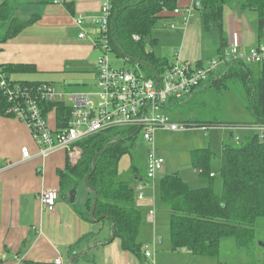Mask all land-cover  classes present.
<instances>
[{
    "label": "trees",
    "instance_id": "16d2710c",
    "mask_svg": "<svg viewBox=\"0 0 264 264\" xmlns=\"http://www.w3.org/2000/svg\"><path fill=\"white\" fill-rule=\"evenodd\" d=\"M51 1L61 2L46 0ZM109 1L111 16L108 34L112 53L127 62L139 63L141 68H146L148 77H151L153 72L161 74L170 68L172 63L167 58L155 56L146 46L149 44L150 49L157 46V40L153 39L151 34L159 21L173 19L172 12L178 7L180 0ZM64 4L71 9V5ZM229 4L255 15L256 34L258 39L262 38L264 0H193V12L201 19L205 32L218 33L220 44L223 46L226 40L222 30L223 9ZM13 12V3H0V44L11 41L40 18L38 15H32L26 20H20L13 16ZM166 29L177 32L176 29L170 28V24ZM93 30L95 31L94 28L91 31ZM82 31L86 34L84 39L92 37L85 28L80 29V33ZM100 36L101 34L96 33L95 40ZM134 36H138L139 40H134ZM35 72L36 68L30 65H0V74L12 84L40 85L41 82L16 81L11 78L13 75ZM232 79L238 80L244 88L246 108L252 119L251 126L264 125V65L254 69L243 63H227L223 72L217 71L215 77L195 90L188 99L184 102H172L170 107L175 104H187L210 88L216 91L228 90L225 83ZM9 105L7 96L0 88V116L14 119L6 114ZM52 108L56 111L57 129L66 128L69 121L66 105L62 102L45 106L46 111ZM219 124L218 122L217 125ZM138 134L137 130L111 129L77 143L76 146L81 150L80 159L74 166L69 163L66 165V171L60 175V189L63 192L70 191L83 183L88 194L93 196L85 204L84 218L91 220L90 210L96 196V221L93 222H109L112 234L106 242L118 239L122 250L140 257L141 245L137 242V236L140 232L141 217L140 212L131 205L134 201V190L118 180L119 162L129 153L131 143ZM210 155L207 148L191 152L194 169L201 170L199 176L209 177L211 174ZM220 176L221 195L216 194L212 186L191 189L178 172L160 179V200L169 207L171 213L170 242L174 251L187 248L193 256L218 257L220 240L224 237H233L239 247L253 246L256 220L264 217V139H259L256 133L237 145L230 142L224 144L221 150ZM101 216L105 218L100 219ZM91 238L92 236H86L71 246L70 256L79 255L84 258L86 252L80 255L79 252H74V249L88 244ZM20 264L53 263L23 261Z\"/></svg>",
    "mask_w": 264,
    "mask_h": 264
},
{
    "label": "crops",
    "instance_id": "0c3cea01",
    "mask_svg": "<svg viewBox=\"0 0 264 264\" xmlns=\"http://www.w3.org/2000/svg\"><path fill=\"white\" fill-rule=\"evenodd\" d=\"M104 1L106 0H61L60 3H55L46 0H0V3H13V16L18 19H23L19 16L27 11L30 13L28 18L32 15L40 16L37 22L14 39L0 44V65H30L36 68L35 73L11 76L17 77L16 81L50 83L38 79L64 76L73 78L74 83L60 89L50 84L57 90L66 92L93 90L96 60L99 56L93 46L96 35L91 33V26L85 25V30L92 37L79 39L80 28L75 25V20L79 15H96ZM191 2L192 0H180L178 5L189 6ZM64 3L71 5V9ZM178 19L175 17L170 20L176 23L175 29L180 33L171 36V46L174 47L171 50L173 59L169 60L171 63L175 60L190 65L204 64L218 57L231 45H235L240 53L253 47H264V34L260 39L256 34L255 15L236 5L229 4L223 9L222 30L226 39L223 46L217 32L204 31L197 14H194L185 27H181ZM166 22L169 24V21ZM160 42H163L162 36ZM223 70L224 68L219 69L221 72ZM34 74L37 81L22 79V75ZM87 76L94 80L92 89L84 84ZM78 81H82V84L75 83ZM47 112L49 126L57 129L55 109ZM23 148L30 153L26 160L21 158ZM38 151L39 148L22 122L0 116V264H20L23 261L56 264L58 260L61 264H143L141 258L151 260L154 264L153 255L145 258L143 253L137 259L122 250L119 240L106 242L111 238V227L108 237L99 236L97 223L86 220L83 215L87 200L93 196L87 193L86 200L82 198L78 201L76 194L74 202L71 203L70 192L73 190L61 191L60 175L66 171L68 163L74 166L79 161L81 150L78 147L71 155L56 150L45 158L40 157ZM146 160L147 154L145 170ZM118 177L126 184L128 182L124 179H133L132 186L128 184L134 190V201L131 205L140 212L141 222L144 224L146 221L152 226L155 250L161 244V238L156 237L159 228L154 217L162 203L159 186L156 192L154 183L143 177L138 167L132 164L127 172L119 171ZM138 182L144 185L141 200L137 199L138 191L135 186ZM50 189L57 190L59 198L54 209L46 211L41 207L39 194ZM150 211H153L152 221L148 219ZM86 236H92L88 244L74 249L80 255L86 252L85 257L70 256V247Z\"/></svg>",
    "mask_w": 264,
    "mask_h": 264
},
{
    "label": "built area",
    "instance_id": "2783aa9c",
    "mask_svg": "<svg viewBox=\"0 0 264 264\" xmlns=\"http://www.w3.org/2000/svg\"><path fill=\"white\" fill-rule=\"evenodd\" d=\"M110 16L111 3L106 0L101 5L99 14L79 15L75 20V25L81 30L88 25L101 34L99 39L93 41L94 48L99 52L93 90L66 92L57 90L50 83L32 86L12 84L0 74V88L10 102L6 114L27 127L39 148L38 155L42 158L56 150L71 155L77 143L106 130H137L148 146L145 178L154 181L164 164L163 159L153 151L155 132H176L186 128L185 124L173 122L165 110L170 108L172 102H184L188 99L195 90L215 77L220 68L226 67L227 63L264 65V47H253L240 53L235 45H231L207 63L190 65L174 60L163 73L153 72L148 77L144 71H139V63H135L138 68L135 70L112 66L109 58L112 48L108 34ZM172 16L179 18L181 27L188 25L194 16L193 0L189 6L178 5ZM169 24L171 29L177 28L175 22L169 21ZM78 37L84 39L85 32L82 31ZM133 39L137 41L139 37L134 36ZM176 54L177 52L174 53ZM121 60L127 63L125 59ZM62 102L69 111V121L66 128L53 129L48 124L45 106ZM252 128L259 139H264V125H253ZM234 143L237 145L239 141L235 140ZM29 157V151L21 149V158L26 160ZM135 187L138 191L137 199L141 200L144 185L138 182ZM58 198L59 192L55 189L43 190L39 194L41 207L46 211L54 209ZM152 215L153 211H150V221ZM144 256L151 258L152 253L146 251ZM56 264H61V261L58 260Z\"/></svg>",
    "mask_w": 264,
    "mask_h": 264
},
{
    "label": "rangeland",
    "instance_id": "374dc122",
    "mask_svg": "<svg viewBox=\"0 0 264 264\" xmlns=\"http://www.w3.org/2000/svg\"><path fill=\"white\" fill-rule=\"evenodd\" d=\"M29 14L27 11L20 15L19 17L23 18L20 20L28 18ZM167 24L168 22L164 20L157 23L156 29L151 34L152 38L157 40V46L150 49L148 44L146 47L152 50L155 56L170 60L172 58L171 50L174 49L171 46V36L179 35L180 33L170 32L166 29ZM96 33L97 31H92L93 35H96ZM161 36L163 42H160ZM109 58L114 68L138 69L135 63H124L114 53H111ZM139 71L145 72L146 68H140ZM23 78L36 81L38 79L35 74L22 75ZM12 79L17 80V77H12ZM38 80L50 82L57 89L68 86L75 81L73 78L64 76ZM75 83L82 84V81ZM84 84L91 89L94 88L93 78L87 76ZM225 85L228 86V90L216 91L210 88L202 96L192 99L187 104H175L165 110V113L172 117L173 122L185 124L186 128L176 132L157 130L154 134L153 151L164 162L162 170L156 179L149 181L154 183L156 192H158L159 181L163 176L178 172L184 181H188L185 182L191 189L212 186L213 191L221 195L220 163L223 144L230 142L234 145L235 140L244 142L255 134V130L251 126L252 119L246 108V94L243 86L238 80L234 79L227 80ZM216 122L220 123L219 126ZM203 148H208L211 154L209 173L213 176L212 179L210 175L209 177L199 176L201 170H195L193 167L191 152ZM147 149V144L142 140L141 135L138 134L131 143L129 153L121 158L118 172H127L130 164H132V166H137L142 176L145 177L144 167ZM118 180H120L119 177ZM124 181L132 186L133 179H124ZM73 192L78 194V201L82 200V198L87 199L86 194L88 192L83 183L78 184L73 189ZM160 207L155 211L154 217L156 220L155 218L154 220L159 228L156 237L161 238V244L157 248L155 247V250L153 249L152 226L146 221L144 224L141 222L140 232L137 236V242L141 245V257L148 250L153 255L154 264H219V262L221 264H264V217L256 220L254 244L250 248L239 247L233 237H224L220 240L218 257H193L191 251L187 248L175 251L172 249L169 228L170 210L168 206L162 203ZM96 225L100 237L109 236L110 226L108 221L99 222ZM133 257L138 259L135 255ZM141 259L143 264H152L151 260Z\"/></svg>",
    "mask_w": 264,
    "mask_h": 264
},
{
    "label": "water",
    "instance_id": "95a60500",
    "mask_svg": "<svg viewBox=\"0 0 264 264\" xmlns=\"http://www.w3.org/2000/svg\"><path fill=\"white\" fill-rule=\"evenodd\" d=\"M75 197H76V193L75 192H70V202L73 203L74 200H75ZM96 196H94V201H93V204H92V207H91V210H90V219L92 221H96L94 220V211H95V206H96ZM105 216H101L100 219H104ZM95 223V222H94ZM73 262V260H71V263Z\"/></svg>",
    "mask_w": 264,
    "mask_h": 264
}]
</instances>
